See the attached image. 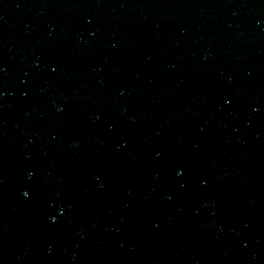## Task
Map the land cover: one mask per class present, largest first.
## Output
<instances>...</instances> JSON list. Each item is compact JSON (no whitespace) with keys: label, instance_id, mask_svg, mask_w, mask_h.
I'll return each mask as SVG.
<instances>
[{"label":"water","instance_id":"obj_1","mask_svg":"<svg viewBox=\"0 0 264 264\" xmlns=\"http://www.w3.org/2000/svg\"><path fill=\"white\" fill-rule=\"evenodd\" d=\"M0 264H264V0H0Z\"/></svg>","mask_w":264,"mask_h":264}]
</instances>
